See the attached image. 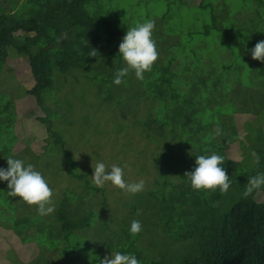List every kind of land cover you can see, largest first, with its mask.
Returning <instances> with one entry per match:
<instances>
[{"label":"rangeland","instance_id":"rangeland-1","mask_svg":"<svg viewBox=\"0 0 264 264\" xmlns=\"http://www.w3.org/2000/svg\"><path fill=\"white\" fill-rule=\"evenodd\" d=\"M20 2L0 0V23L7 22L11 13L19 11ZM201 2L206 9L200 6ZM87 9L116 15L130 27L148 19L153 20V39L158 52V59L153 66H158L160 59L164 64L179 54L180 61L187 62L189 67L204 68L199 73L201 77L197 74V82L194 83L202 90L198 95L217 98L218 107L225 114L236 113L231 121L233 133L239 138L231 143L227 156L222 155L229 179L237 174L235 164L238 161L244 169L252 168V155L248 153L247 147L254 138V159L256 166L264 173V117L254 115L264 111V100L261 98L262 101L258 99L257 103H253L250 99L253 97V83L257 81V75L250 72L251 62L257 69L264 71V60L251 58V49L258 41L264 40L258 37L264 36V7L259 5L258 0H101L92 2ZM203 28H210L207 39L204 40L197 33L189 36V33ZM226 31L232 35L230 42ZM239 46L247 52L246 59L250 61L238 57ZM192 51L193 54L196 51L195 59ZM229 66L233 69L225 71ZM5 67L0 76L3 77L0 78V148L12 149H1L0 167L6 168V159L12 156L31 163L40 171L53 191L55 210L50 214L51 217L55 213H65L68 221L78 220L71 216V198L75 197V203L79 201V218L91 217V210L95 218L89 228L80 227L76 230L81 234L82 242L71 243L70 236L69 242L62 243L61 250L38 246L37 243L25 249L16 244L17 238L11 236L3 224L13 222V218H26L33 224L27 231L33 234L41 232L46 226L54 229L55 221L50 215H38L35 205H28L19 197H8L7 183L0 182V264H99L101 259L110 258L111 253L126 243L134 245L131 252H142L136 256L142 264L141 258H147L144 253L148 257H157L161 248L168 247L170 241L184 243L187 239L199 236L204 239L203 226L207 227V248L214 247L223 219L217 208L207 201H203L197 209L180 207L176 211L166 229L169 240L163 238V226L154 220L158 218H153L162 194L161 188L156 186L157 182H161L159 175H155V169L151 166L153 154H156L154 144L158 145L147 138V141L142 140L139 130L135 128L140 129L135 121L144 120L151 105L144 100L139 103L135 100L134 94L146 96L148 91L136 87L140 85V79L135 74L132 73L130 78L138 84L132 87L133 83H128L120 92L114 91V87L109 85L100 88L90 68L78 70L74 71L77 79L71 75L57 76L54 87L33 97L27 95L34 86L28 59L11 50ZM201 79L207 81V86ZM180 91L190 98V86L184 83ZM231 92L242 110L231 108L228 102ZM118 99L129 105L127 109L132 110V113H126L123 117V108H116ZM67 101L71 102L73 112L71 124L64 120L58 121L57 116V119L52 120L54 135L63 138L62 147L55 143L56 139L51 138L53 134L48 138L46 127L37 118L45 117L41 110L44 105L58 108L57 115H65L66 108L59 107L68 106ZM241 101L245 102L244 106ZM209 107L212 109L211 103ZM244 109L252 111V116L250 113L243 114ZM42 138L48 140L41 143ZM68 161L76 164V173L82 178L73 177L65 169ZM98 161H102L106 169L112 165L121 166L127 182L143 179L144 190L130 194L106 183L99 187L101 191H90L86 181L93 183L91 176ZM243 179L244 175L240 177V182ZM92 185L96 186L94 183ZM255 200L264 204V185L257 190ZM104 201L109 213L104 212ZM132 220L140 221L142 229L147 230L140 234V238L130 232L126 237L124 233Z\"/></svg>","mask_w":264,"mask_h":264},{"label":"trees","instance_id":"trees-1","mask_svg":"<svg viewBox=\"0 0 264 264\" xmlns=\"http://www.w3.org/2000/svg\"><path fill=\"white\" fill-rule=\"evenodd\" d=\"M19 1H21L19 11L11 13L7 22L0 23V76L6 68V59L10 57V51L13 50L17 55L25 56L29 61L30 72L34 79L32 90L27 92L29 96H39L54 87L57 76L71 75L77 79L78 76L74 75V71H85L88 68L93 78L98 81L100 88L109 85L114 87V91L121 90L122 92L128 83H133L130 75L134 72L131 70L126 77L122 78L119 86L112 83L115 71L124 66L118 53V46L130 26L123 19L111 13L103 14L101 11L93 12L87 9L92 2L98 3L101 0ZM258 2L264 7L263 0H258ZM200 6L207 8L202 6V2ZM226 32L228 41H232L230 31ZM195 33L204 37L205 40L209 37L210 28L191 32L189 36ZM258 37L259 40L264 39L263 35ZM239 48L238 57L241 56L247 62L250 61L246 59L247 52H244L241 46ZM93 50L96 51L95 55H93ZM195 53L193 54L192 51L194 59L196 58ZM232 69L229 66L224 70ZM203 70L202 67L194 68L192 65L189 67L187 62L180 61L179 54L171 57L169 62H164V64L160 59L158 66H152L151 71H148L146 76L138 81L140 85L136 86L148 89L146 96L138 97L134 94L137 103L144 100L146 103L150 102L151 105L145 119L135 121L141 130L138 127L135 128L139 130L142 140L147 138L158 145L154 144L156 154H153L151 166L162 182L156 184L161 188L162 194L159 196L160 204L157 205V213L153 218H158L154 220L162 224L163 238L168 239L166 229L180 207L197 209L203 201H207L217 208L223 219L218 227V240L212 249L210 247L208 249L206 246L207 227L203 226L201 228L204 231L205 238L202 237L204 239L198 235L199 237L187 239L184 243L170 241L168 247L161 248V253L157 257H148L144 253L147 258L145 260L141 258L142 264H264V204L255 200L258 189L247 197L243 195L248 177L262 172L259 166H256L254 157L252 156L254 167H248L247 170L244 169L242 163L236 162L237 176L230 178V187L223 193L219 189L195 191L191 188L188 178L185 177V173L194 169L196 156L212 153L227 156L231 143L238 141L239 138L233 133V121H231L236 113L225 114L218 107L217 98L198 95L202 90L194 83L197 82V74ZM250 72L257 75V81L253 83V97L250 98L251 102L257 103L258 99L264 100V71L257 69L256 65L251 62ZM201 80L205 85L207 81ZM138 82L131 86L134 87ZM184 83L190 86V98L180 91ZM232 97L233 92L229 95L230 100L227 99L231 108L242 110ZM154 101L160 103H153ZM67 103L68 106L59 107V109L66 108L65 115H57L58 108L42 105L41 110L45 117L37 118L46 127L48 138L53 134L51 138L56 139L55 143L62 147L63 138L61 135H54L52 120L58 118V121L64 120L71 124L73 112H71V102L67 101ZM210 103L213 106L212 109L209 107ZM241 105L244 106L245 102L241 101ZM127 107L129 105L118 99L116 108H123L121 112L123 117L126 113H132V110H128ZM251 112L244 109L243 114L250 113L252 116L253 112ZM257 114L264 117V111L254 113L256 116ZM217 127L221 129L220 136L215 135L214 130ZM44 140L48 139L42 138L41 143ZM251 140L252 143L247 147L250 155L254 152L252 144L255 138ZM44 144L47 146L46 142ZM221 167L224 168L223 165ZM65 169L71 172L73 177L82 178L76 173L77 168L74 162L68 161ZM243 175L245 179L240 182L239 179ZM86 184L90 191H101L99 187L92 185L93 183L90 184V181H86ZM74 198H71V216L78 220L68 221L65 213H55L54 217L50 215L55 221L54 229L46 226L41 232L33 234L27 231L33 224L26 218L19 220L13 218V222L2 226L9 230L11 236L17 238L16 244L25 249L37 243L38 246L45 245L48 248L61 250L62 243L69 242L70 236L71 243L82 242V236L76 230L80 227L89 228L95 218V213L91 210V217L79 218L77 212L79 201L75 203ZM104 212L109 213L105 201ZM142 232L146 233L147 230L142 229L136 236L140 238ZM124 233L126 237L129 236V230ZM127 246L128 248L122 249ZM133 247L134 245L126 243L122 244L117 251L133 253L135 256L142 253L135 250L131 252Z\"/></svg>","mask_w":264,"mask_h":264},{"label":"clouds","instance_id":"clouds-1","mask_svg":"<svg viewBox=\"0 0 264 264\" xmlns=\"http://www.w3.org/2000/svg\"><path fill=\"white\" fill-rule=\"evenodd\" d=\"M155 22L151 19L129 27L124 34L119 46L118 53L124 66L114 73L112 83L119 86L122 78L126 77L129 71H133L137 79H143L145 72L151 71L153 64L158 59L156 42L153 39ZM96 51L93 50V55ZM253 60H264V40L258 41L251 49ZM215 135L220 136L221 129L217 127ZM256 157V153H252ZM224 157L216 153L210 155H199L195 157V167L191 172L185 173V177L190 181L191 188L195 191L216 190L221 193L227 191L231 184V179L226 174V170L221 167ZM7 167H0V182H6L8 197H19L21 201L28 205H35L36 212L40 216H48L55 210L52 200L53 191L42 173L35 169L31 163L25 160L9 156L6 159ZM93 168V167H92ZM92 182L97 187H102L106 183L130 193L136 194L145 188L143 179L136 182H127L124 179L123 168L112 165L106 169L102 161H98L93 168L91 176ZM264 185V173H257L248 177L243 195L247 197L254 190ZM129 232L136 235L142 231L140 221L132 220ZM99 264H140L133 253L116 251L111 253V257H105Z\"/></svg>","mask_w":264,"mask_h":264},{"label":"crops","instance_id":"crops-1","mask_svg":"<svg viewBox=\"0 0 264 264\" xmlns=\"http://www.w3.org/2000/svg\"><path fill=\"white\" fill-rule=\"evenodd\" d=\"M1 149H8V150H10V149H12V147H6V148H0V151H2Z\"/></svg>","mask_w":264,"mask_h":264}]
</instances>
